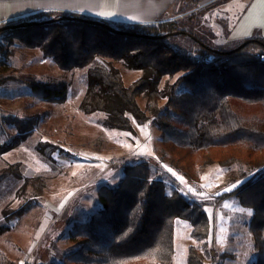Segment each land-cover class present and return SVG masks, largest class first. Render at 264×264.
I'll return each mask as SVG.
<instances>
[{
    "label": "trees",
    "instance_id": "16d2710c",
    "mask_svg": "<svg viewBox=\"0 0 264 264\" xmlns=\"http://www.w3.org/2000/svg\"><path fill=\"white\" fill-rule=\"evenodd\" d=\"M68 17L97 20L109 28ZM48 19L53 21L0 32V84L13 81L43 100H60L65 95V82L42 81L35 74L11 68L8 59L14 55H7V44H22L63 72H79L89 89L82 109L106 113L111 126L131 130L130 116L138 122L146 119L137 102L142 94L145 110L155 116L161 149L182 163L188 180H198L203 165L216 162L224 167L244 159L246 180L218 200L233 194L251 209L248 230L257 252L253 264H264V62L255 54L264 52V39H243L238 42L245 43L241 48L226 52L201 43L192 29L184 28L183 20L127 23L76 12L38 11L1 25ZM176 31L192 40L188 49L181 51L166 43L165 37ZM191 53L211 55V60H197ZM117 61L143 74L125 85L112 65ZM176 75L172 83L158 87L162 77ZM175 114L182 118L181 130L172 126ZM31 121L34 118L17 121L18 131L24 132ZM11 144L18 148L22 141L15 139ZM47 146L41 151L44 155L52 147ZM18 166L0 168V188L13 177L21 178ZM42 176L26 177L24 184L41 192ZM97 194L100 207L68 229L67 238L76 248L64 255L62 264H170L177 217L191 224L194 245L188 247L187 264L213 262L211 224L201 204L188 202L177 189L166 192L163 181L152 177L147 161L124 166L120 181L113 187L99 186Z\"/></svg>",
    "mask_w": 264,
    "mask_h": 264
},
{
    "label": "rangeland",
    "instance_id": "374dc122",
    "mask_svg": "<svg viewBox=\"0 0 264 264\" xmlns=\"http://www.w3.org/2000/svg\"><path fill=\"white\" fill-rule=\"evenodd\" d=\"M228 1L183 6L178 13L183 16L194 11V15L175 20H183L184 28L192 29L201 43L231 51L240 44L227 41V31L240 5L233 6ZM165 41L181 51L192 44L184 34L167 35ZM7 46V55H14L8 59L14 71L35 74L42 81H63L67 88L60 100H43L13 81L0 84V168L18 163L21 173V178L13 177L0 188V264H62L64 255L76 248V243L67 238L68 229L76 221L87 220L100 207L97 188L115 186L123 176V167L140 161L148 162L152 177L163 181L166 192L177 189L188 202L201 204L211 224L209 241L215 253L212 263L207 260L209 264L255 262L257 252L248 230L251 209L243 207L233 194L218 200V196L232 192L246 180L244 159L224 167L216 162L203 165L199 179L188 180L182 163L161 149L160 133L153 123L155 116L145 110L142 94L137 102L146 119L138 122L130 116L131 130L116 128L109 124L106 113L82 109L89 89L79 72H63L22 44ZM19 55L25 57L21 59ZM112 65L125 85L143 74L125 61ZM176 77H162L158 87L172 83ZM23 117L34 121L21 132L16 122ZM171 121L174 128H184L180 115H172ZM15 139L22 141L18 148L12 147ZM48 143L52 147L44 155L43 148L48 150ZM37 173L43 174L41 192L24 184L26 177ZM14 211L20 213L13 215ZM190 232L187 220L174 219L170 264H187L188 247L194 245Z\"/></svg>",
    "mask_w": 264,
    "mask_h": 264
},
{
    "label": "crops",
    "instance_id": "0c3cea01",
    "mask_svg": "<svg viewBox=\"0 0 264 264\" xmlns=\"http://www.w3.org/2000/svg\"><path fill=\"white\" fill-rule=\"evenodd\" d=\"M189 1L188 5L185 0H0V25L38 11L76 12L108 21L151 23L181 18L178 12L183 6H210L216 0ZM229 2L233 6L239 4L240 11L227 31V41L238 43L252 36L264 39V3L261 0ZM204 264L209 263L206 260Z\"/></svg>",
    "mask_w": 264,
    "mask_h": 264
},
{
    "label": "water",
    "instance_id": "95a60500",
    "mask_svg": "<svg viewBox=\"0 0 264 264\" xmlns=\"http://www.w3.org/2000/svg\"><path fill=\"white\" fill-rule=\"evenodd\" d=\"M64 18V17H62ZM68 19L70 20H77V21H83V22H89V23H92V24H96V25H99V26H104V27H107L109 28L108 25H104L103 22H100V21H97V20H88V19H84V18H76V17H68ZM53 21V19H48V20H43L41 22H26V23H23V22H19V23H10V24H6V25H2L0 26V32L1 31H7V30H11V29H17V28H22L23 26L25 25H30V24H35V23H39V24H47L49 22ZM179 32L176 31V32H173V34H178ZM245 43L243 42L242 44H240L239 46H237L235 49L233 50H237L239 48H241ZM232 51V50H231ZM231 51H227V52H231Z\"/></svg>",
    "mask_w": 264,
    "mask_h": 264
},
{
    "label": "built area",
    "instance_id": "2783aa9c",
    "mask_svg": "<svg viewBox=\"0 0 264 264\" xmlns=\"http://www.w3.org/2000/svg\"><path fill=\"white\" fill-rule=\"evenodd\" d=\"M255 54L260 61L264 62V52H256ZM191 56L194 57L195 59L201 60V61L211 60V55L199 56L196 53H191Z\"/></svg>",
    "mask_w": 264,
    "mask_h": 264
},
{
    "label": "snow or ice",
    "instance_id": "6c2138e0",
    "mask_svg": "<svg viewBox=\"0 0 264 264\" xmlns=\"http://www.w3.org/2000/svg\"><path fill=\"white\" fill-rule=\"evenodd\" d=\"M261 2L262 3H264V0H261ZM169 171H172L171 169H168ZM182 179V178H181ZM233 187H235V185H233ZM226 190H230V189H226ZM241 211H244L243 209H241ZM248 214L249 215H251V212H250V210H249V212H248Z\"/></svg>",
    "mask_w": 264,
    "mask_h": 264
}]
</instances>
